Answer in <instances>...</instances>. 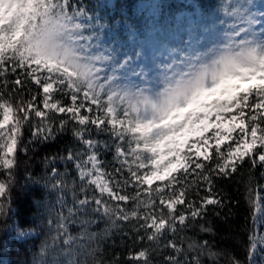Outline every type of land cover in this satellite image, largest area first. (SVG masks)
I'll return each mask as SVG.
<instances>
[{"label": "snow or ice", "instance_id": "snow-or-ice-1", "mask_svg": "<svg viewBox=\"0 0 264 264\" xmlns=\"http://www.w3.org/2000/svg\"><path fill=\"white\" fill-rule=\"evenodd\" d=\"M255 6L252 0L229 5L239 24L222 48L173 58L163 66L159 85L140 87L129 81V73L148 83V72H137L131 56L93 52L98 34L89 21L95 17L84 4L0 0V168L12 170L17 163L25 125L34 139L46 141L71 122L85 151L68 149L61 159L72 162L79 177L84 198L76 201L77 210L114 217L113 223L134 221L137 241L159 248L161 237H174L202 219L208 206H224L215 180L229 178L246 161L264 167V36L253 31ZM52 113L66 117L58 128ZM93 127L112 139L119 165L112 172L99 158V148L110 146L91 138ZM51 172L53 190L68 187L57 180L55 167ZM8 176L7 183L0 181V197H7L13 182L11 171ZM256 208L264 212L259 203ZM6 215L0 203V217ZM63 220L58 229H64ZM200 230L212 231L203 225ZM164 248L173 253L164 256L165 264H182L181 256L183 264H201V255H218L208 241L190 240L183 249L168 239ZM189 252L195 253L190 260ZM129 258L150 264L146 249ZM68 264L77 261L70 258Z\"/></svg>", "mask_w": 264, "mask_h": 264}, {"label": "trees", "instance_id": "trees-1", "mask_svg": "<svg viewBox=\"0 0 264 264\" xmlns=\"http://www.w3.org/2000/svg\"><path fill=\"white\" fill-rule=\"evenodd\" d=\"M140 1L142 0H113L112 3L101 5L99 0H76L85 5L91 17H95L94 20L103 22L108 27L115 26L117 22L121 25L122 21H128L137 29L147 23L146 18L142 17L144 11L141 14L136 12ZM213 1L196 0L205 12L210 10L209 4ZM183 8L190 9L191 5L186 0H161L162 15L164 12L172 15ZM64 103L70 101L65 99ZM51 115L57 121L54 125L57 128L59 120L66 119L55 113ZM36 122L38 118H34L33 123ZM32 133V127L25 125L20 150L16 154L17 163L12 170L0 168V181L8 182L9 171L12 172L13 181L8 186L7 197H0V203L5 204L7 211L6 216L0 217V264H36L41 249L51 236L48 222L52 217L51 205L56 193L68 204H75L78 199L84 198L73 163L61 159L66 156L68 149L85 151L73 136L72 123L69 122L63 131H57L54 139H34ZM88 135L89 133H85L86 137ZM90 135L92 139L99 136L94 127ZM114 155L115 150H108L101 155L104 166L111 171L118 167ZM53 167L60 173L57 180H63L68 185L63 190H53L51 187ZM238 167L239 170L229 178L215 180V192L218 193V198L223 199L224 206H208L202 219L190 221L189 227L177 232L174 237L170 233L161 237L159 248L150 245L146 239L137 241V233L132 227L135 222H119L116 224L117 232H113L106 240L98 241L95 257L88 259L86 264H135L129 257L143 249L149 251L150 264H165L164 256L173 254L172 249L164 248L168 239H175L177 246L183 249H187L190 240L200 243L208 241L211 250L218 255L215 258L209 257L207 253L201 255V264H232L233 259L239 261V264H251L250 253L256 235V206L264 194V167L259 164L252 167L250 161ZM195 191L194 188L189 190V199L193 198ZM200 194L207 195L203 188L200 189ZM88 195H92L91 190ZM156 203H159L158 200ZM89 212L88 210L87 213ZM109 225L106 219L99 218L95 228L104 229ZM201 225L212 231L202 232ZM25 231H30L33 235L22 240L15 238L17 232ZM250 237L253 239L250 240ZM194 254L187 253L188 259ZM180 259L183 264L184 258L181 256Z\"/></svg>", "mask_w": 264, "mask_h": 264}, {"label": "rangeland", "instance_id": "rangeland-1", "mask_svg": "<svg viewBox=\"0 0 264 264\" xmlns=\"http://www.w3.org/2000/svg\"><path fill=\"white\" fill-rule=\"evenodd\" d=\"M99 1L102 5L112 3L113 0ZM160 1L144 0L137 5L136 12L139 14L144 11V17L147 18L146 26L139 31H136L127 22L123 23V28L116 25L114 29H109L105 24H102L103 27H101L97 20L89 21L96 25L95 31L98 34V39L94 38L92 42L94 44L93 52L106 54L107 50V52L116 55L118 59L125 58V54L131 56L132 66L136 68L137 72L142 69L148 72V76L144 78L148 83L142 82L129 73V81L140 87L159 85L163 66L171 63L173 58L178 59L184 54L204 53L210 48H222L233 28L239 24V21L231 13L229 5L247 2V0H214L209 4L210 10L202 12L196 0H186L192 9L183 8L172 18L163 15L160 19ZM252 3L256 6L251 10L257 17L253 31L264 36V16L261 15L264 12V0H252ZM115 30L120 33L117 40L109 41L112 39ZM124 35H126L125 40H123ZM104 37L106 38L105 41L102 40ZM173 49L175 52H172ZM137 51L141 54L139 57H135ZM94 140H98L101 145L107 142L110 146L109 148H99V158L103 162V167L108 172H112L104 166V161L101 158V155L106 151L115 150L112 146V139L104 132L99 133V136ZM258 203L260 208L264 209V194L261 195ZM126 207L131 208V202ZM69 209H72V213L69 212ZM77 209L76 203L68 204L62 200L59 193H56L51 205L52 217L48 222L51 228V236L41 249L36 264H68L70 258L77 261V264H86L88 259L95 257L98 241L106 240L113 232H117L116 224L123 222L116 221L113 223L114 217L110 219L91 210L88 214ZM61 216L64 218V229L57 228ZM99 218L106 219L110 225L104 229L95 228ZM255 226L256 235L251 252V264H264V212L257 211V208ZM32 235V232L25 231L17 232L14 236L16 239L22 240ZM68 238H71V245L64 244V240ZM150 245L154 244L150 242ZM1 264H5V262Z\"/></svg>", "mask_w": 264, "mask_h": 264}]
</instances>
